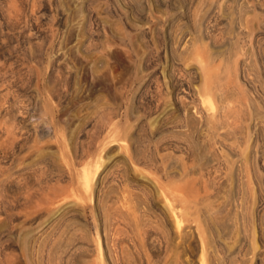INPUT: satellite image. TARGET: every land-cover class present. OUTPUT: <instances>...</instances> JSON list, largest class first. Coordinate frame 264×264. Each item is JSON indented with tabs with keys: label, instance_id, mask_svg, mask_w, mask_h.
Here are the masks:
<instances>
[{
	"label": "rangeland",
	"instance_id": "374dc122",
	"mask_svg": "<svg viewBox=\"0 0 264 264\" xmlns=\"http://www.w3.org/2000/svg\"><path fill=\"white\" fill-rule=\"evenodd\" d=\"M249 1L0 0V264H198V243L165 245L156 181L205 196L223 262L264 264V29L234 43L264 18Z\"/></svg>",
	"mask_w": 264,
	"mask_h": 264
},
{
	"label": "bare ground",
	"instance_id": "6f19581e",
	"mask_svg": "<svg viewBox=\"0 0 264 264\" xmlns=\"http://www.w3.org/2000/svg\"><path fill=\"white\" fill-rule=\"evenodd\" d=\"M233 2L235 3H239L238 6L240 5H246L248 4V1L249 0H232ZM256 5L257 4H261L263 3L264 0H254V2H256ZM250 2V1H249ZM264 4V3H263ZM263 4H261L263 6ZM255 4H253V8L256 7ZM249 6V5H248ZM260 6V5H259ZM251 7V6H250ZM252 12V10H251ZM98 16V15H97ZM262 18V17H261ZM250 21V20H249ZM247 19L245 21H243L244 23L240 22V24L235 28V33L236 34V38H235V45L237 46V51L236 53L238 52V49L239 50H243L241 49L240 47H242L240 45L239 47V44L238 43H241L239 40L241 39H245V38H248L249 42H253L252 40H255L257 37V35L260 36V34H258V29H264V18L262 19H259V20H256V23L254 24L253 22L250 23ZM261 29L259 31H261ZM264 32V31H263ZM262 32V33H263ZM264 37V36H263ZM259 40V39H258ZM246 41V40H245ZM257 41V40H256ZM192 42V41H191ZM221 42V41H220ZM210 43V42H209ZM243 43V42H242ZM246 43V42H245ZM63 49V48H62ZM61 49V50H62ZM240 52V51H239ZM238 52V53H239ZM101 61V60H100ZM244 62V61H243ZM100 64V63H99ZM235 66V65H234ZM216 85V84H215ZM204 89V88H203ZM206 89L207 91H212L213 90V87L211 85V83H207L206 84ZM218 90V89H217ZM209 93V92H208ZM215 93H217L215 91ZM168 94V93H167ZM161 95V94H160ZM260 97V96H259ZM164 98V97H163ZM223 99V98H222ZM253 99V98H252ZM249 100V99H248ZM258 100V99H257ZM165 102V101H164ZM250 102V101H249ZM183 103V102H182ZM180 108L183 110L185 117H183L184 119H190V123L196 127L197 125V117L193 116V113L191 112L190 108L188 107V105H183V104H180ZM178 109V108H177ZM145 111V110H144ZM180 112V111H179ZM229 112V111H228ZM154 113V112H153ZM141 114V113H140ZM151 115V114H150ZM157 115V113H156ZM161 115V114H160ZM163 115V114H162ZM204 116V115H203ZM194 117V118H193ZM213 119H214V116H212ZM212 117H207L206 120H205V126H210L211 128L214 127L215 125H213V123L215 124V122H217V120L215 122H213L214 120L211 119ZM171 118V117H170ZM175 118V117H174ZM217 119V118H215ZM168 120V119H167ZM204 120V119H203ZM182 122V121H181ZM200 122V121H198ZM143 123V122H142ZM144 124V123H143ZM218 124V123H217ZM201 125V123H200ZM221 125V124H220ZM163 126V125H162ZM191 126V125H190ZM180 127V126H179ZM164 128V127H163ZM210 128V129H211ZM215 128L218 129L217 126H215ZM247 128V127H246ZM181 129V128H180ZM192 129V128H191ZM208 129V128H207ZM216 129V130H217ZM221 129V128H220ZM234 129V128H233ZM139 130V129H138ZM143 130V129H142ZM182 130V129H181ZM209 130V129H208ZM213 130H215L213 128ZM215 130V131H216ZM161 131V130H160ZM203 131V130H202ZM186 132V131H185ZM220 132V131H219ZM227 133V132H226ZM223 134V133H222ZM212 135H214V133H212ZM217 135V134H216ZM224 136V135H223ZM114 137V136H113ZM173 137V136H172ZM214 137V136H213ZM216 137V136H215ZM137 141V140H136ZM140 141V140H139ZM213 141V140H212ZM107 142V140H106ZM215 143V142H214ZM222 143V142H221ZM154 144V143H153ZM208 144V143H207ZM165 145V144H164ZM180 145H178L179 147ZM227 146V145H226ZM112 147V146H111ZM164 148V147H163ZM173 148V147H172ZM226 148V147H225ZM206 149V148H205ZM222 149V148H221ZM205 151V150H204ZM233 153V152H232ZM109 154V153H108ZM213 154V153H212ZM139 155V154H138ZM116 156V155H115ZM212 156V155H211ZM109 157V156H108ZM129 157V156H128ZM43 158V157H42ZM152 158V157H151ZM192 161V160H191ZM203 162V161H202ZM101 163V162H100ZM99 163V164H100ZM145 163V162H144ZM102 164V163H101ZM127 164V163H126ZM115 165V164H114ZM128 165V164H127ZM56 166V165H55ZM216 166V165H215ZM106 167V166H105ZM129 167V166H128ZM153 167V166H152ZM137 168V167H136ZM105 169V168H104ZM111 169V168H110ZM108 169V171L110 170ZM123 169V168H122ZM129 169V168H128ZM131 170V169H130ZM124 171V170H123ZM139 171V170H138ZM163 171V170H162ZM198 171V170H197ZM125 172V171H124ZM129 172V171H127ZM137 171H135L136 173ZM215 172V171H214ZM102 173V172H101ZM132 173V172H131ZM143 173V172H142ZM153 173V172H152ZM166 173V171H165ZM178 173V172H177ZM176 173V174H177ZM262 173V172H261ZM107 174V173H106ZM134 174V173H133ZM214 174V173H213ZM219 174V173H218ZM129 175V173H128ZM175 174H170V178H175L174 176ZM179 177H180V180H183L185 175L182 174V173H178L177 174ZM207 175V174H206ZM96 176V175H95ZM106 176V175H105ZM108 176V175H107ZM125 176V175H124ZM123 176V177H124ZM138 176V175H137ZM153 176V175H152ZM208 176V175H207ZM117 177V176H116ZM158 177V176H157ZM240 177V176H239ZM251 177V176H250ZM253 177V176H252ZM255 177V176H254ZM85 178V183L86 185L90 182V176L89 174H86L84 176ZM104 178V177H103ZM139 179V177H138ZM137 179V180H138ZM149 179V178H148ZM246 179V178H245ZM144 180V179H143ZM150 180V179H149ZM152 180V179H151ZM158 180V179H157ZM166 180V179H165ZM103 181V180H102ZM110 181V179H109ZM115 181V180H114ZM126 181V179H125ZM131 181V180H130ZM163 181V180H162ZM220 181V180H219ZM152 182H155V181H152ZM182 182V181H181ZM232 182V181H231ZM246 182V181H245ZM100 183V182H99ZM102 183V182H101ZM100 183V184H101ZM120 183V182H119ZM125 183V182H123ZM132 183V182H131ZM138 183V182H137ZM148 183V182H147ZM157 185H156V188H157V195L158 197H160V202L162 204V207L164 208L165 212V216L164 217H167V221L168 223L170 224L169 225V230H166L165 232H163V240H164V243L165 245L167 246L168 249H173L175 251H179V253H177L178 255L181 254V256H186L187 252L190 249V247H192L195 242L198 243V247H199V255H198V264H227L225 262H223L221 256H219V251H218V245H217V242L216 239L211 236L213 234H209L210 231V226L207 225L208 221H210V213L207 208L206 210L204 211V219L201 221L199 219V216L201 215V213L203 212L202 209L200 208V205L203 204L204 202V197L202 198L201 195L199 196V194L197 192H195L196 194H194V192L192 191L193 189L190 188L189 186H187L186 184L184 185H180V186H174V187H170L166 184H163L162 182H159V181H156ZM109 184V183H108ZM127 184V182H126ZM153 184V183H152ZM130 185V184H129ZM151 185V184H150ZM89 186V184L87 185ZM154 186H155V183H154ZM111 187V186H109ZM135 187V186H134ZM141 187V186H140ZM146 187V185H145ZM155 188V187H154ZM209 188V187H208ZM119 189V188H118ZM152 189V188H151ZM165 190H167V194L164 192ZM152 191V190H151ZM155 191V190H154ZM97 192V191H96ZM128 192V191H127ZM153 192V191H152ZM107 193V192H106ZM105 193V194H106ZM110 194V193H109ZM141 194V193H140ZM146 195V194H145ZM164 197V198H163ZM208 197V196H206ZM215 197V196H214ZM107 198V196H106ZM111 198V197H110ZM109 198V199H110ZM139 198V197H138ZM162 198V199H161ZM115 198H113L114 200ZM106 200V199H105ZM158 200V198H157ZM112 200H110V203H111ZM115 201V200H114ZM116 203L118 204L117 207H116V210L118 213H124L127 216L130 217V215L134 214V210L132 207H130V203H129V196L126 195V190L124 189L123 191L121 192H118V196L116 197ZM149 201V200H148ZM109 202V201H108ZM108 202H107V205H108ZM237 202V201H236ZM137 203V202H136ZM159 203V202H158ZM207 203V202H206ZM148 204V203H146ZM160 204V203H159ZM145 205V204H144ZM231 205V204H230ZM264 205V204H263ZM104 206V205H103ZM111 206V205H110ZM148 205H146L147 207ZM144 207V206H143ZM145 207V210H147V208ZM110 208V207H109ZM107 209V208H106ZM150 210V207L148 208ZM112 210H110L109 214L111 213ZM115 211V210H114ZM139 211V210H138ZM163 211V210H162ZM141 212V211H140ZM211 212V211H210ZM117 213V215H118ZM137 213V212H136ZM135 213V214H136ZM148 214V213H147ZM212 214V213H211ZM112 215V214H110ZM133 216V215H132ZM131 216V217H132ZM136 217V215H134ZM157 216V215H156ZM262 216V215H261ZM163 217V218H164ZM214 217V216H213ZM244 217V216H243ZM128 218V217H127ZM139 218V217H138ZM108 219V217H107ZM134 219V218H133ZM136 219V218H135ZM162 219V218H161ZM215 219V217L213 218ZM227 219V218H226ZM250 219V218H249ZM126 220V219H125ZM138 220V219H137ZM110 221V220H109ZM215 221V220H214ZM218 221H216V225L219 226V224H217ZM138 223V222H137ZM136 223V224H137ZM154 223V222H153ZM215 223V222H214ZM219 223V222H218ZM243 223V221H242ZM215 224H212L211 226H213ZM138 226V225H137ZM164 226V225H163ZM233 226V225H232ZM232 226H230V228H228L229 230H227L225 228L224 231V235L221 237V239H223L224 241L226 239H230L232 240L231 243H227V242H224L223 244L225 245V247L229 250V252H234L235 254V249L238 251L241 249V244H242V241L243 239H240V237H237L238 234H240L239 232L238 233H235V231L237 230H233L232 229ZM168 227V226H166ZM214 227V226H213ZM217 227V226H215ZM214 227V228H215ZM165 228V227H164ZM220 228V227H219ZM235 228V227H234ZM142 229V228H141ZM167 229V228H166ZM212 229V228H211ZM135 230V229H134ZM215 230V229H214ZM213 230V232H214ZM218 230V229H217ZM255 230V229H254ZM237 232V231H236ZM208 233L209 235V238H207L206 234ZM220 233V232H219ZM254 233V232H253ZM215 234V233H214ZM222 234V233H221ZM251 235V234H250ZM141 236V235H140ZM219 238V237H218ZM131 239V238H130ZM158 240V239H157ZM215 240V241H214ZM245 240V239H244ZM121 241V240H120ZM139 241V240H138ZM147 243V242H146ZM157 243V242H156ZM219 243V241H218ZM139 244V243H138ZM145 244V243H144ZM220 244V243H219ZM237 244V245H236ZM141 245V244H139ZM160 245V244H159ZM236 245V247H235ZM145 246V245H144ZM139 247V246H138ZM197 247V246H196ZM235 247V249H233ZM255 247L253 244L251 245V249L254 250ZM221 248V247H220ZM224 248V247H223ZM232 249V250H231ZM250 249V248H249ZM223 250V249H222ZM231 250V251H230ZM234 250V251H233ZM244 250V249H243ZM248 250V248H247ZM109 251V250H108ZM171 251V250H170ZM255 251V250H254ZM253 251V252H254ZM222 252V251H221ZM246 252V251H245ZM243 251V254L245 253ZM260 252V251H259ZM257 252V253H259ZM231 253V254H232ZM248 251L246 252V255H248ZM176 254V255H177ZM189 254V253H188ZM187 254V255H188ZM254 254V253H253ZM133 255V254H132ZM141 255V254H140ZM166 255V254H165ZM225 255V254H224ZM250 255V254H249ZM248 255V256H249ZM256 255V254H255ZM253 255L252 257L254 258ZM260 255V254H258ZM180 256V255H179ZM179 256H176V259H175V262L177 260V262L179 261ZM180 256V257H181ZM243 256V255H242ZM251 256V255H250ZM257 256V255H256ZM164 257V256H163ZM245 258V256H244ZM247 258V256H246ZM245 258V259H246ZM161 259V258H160ZM164 259V258H163ZM116 260V259H115ZM113 258L111 259L110 258V262L111 264H113V261H115ZM118 261V260H117ZM247 261V260H246ZM244 259L243 261L240 263V264H245L246 262ZM188 261H186V258H184L183 260H180V264H187ZM230 262V261H229ZM264 262V261H263ZM147 263V262H146ZM149 263V262H148ZM139 264V263H138ZM145 264V263H144ZM176 264V263H175ZM179 264V263H178ZM189 264V262H188ZM229 264H233L232 261L231 263Z\"/></svg>",
	"mask_w": 264,
	"mask_h": 264
}]
</instances>
